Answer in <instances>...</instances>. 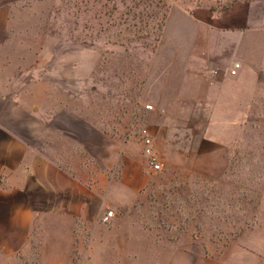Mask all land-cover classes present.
<instances>
[{
  "label": "crops",
  "instance_id": "obj_1",
  "mask_svg": "<svg viewBox=\"0 0 264 264\" xmlns=\"http://www.w3.org/2000/svg\"><path fill=\"white\" fill-rule=\"evenodd\" d=\"M258 9L264 16V0L236 3L216 27L232 32L239 29L232 25L236 20L247 27ZM26 12L21 0H0V264H12L21 255L39 256V264H264V169L257 204L246 206L239 185L235 190L242 193L240 198L206 200L205 208H233L242 214L253 210L230 220L222 237L205 225L200 229L197 216L183 221L187 226L180 229L150 226L139 213L149 196L143 155H95L88 148L86 155L85 144L95 136L87 142L79 139L69 130V119L93 134L102 129L84 108V78L76 74L70 90L68 73L34 71L39 54L35 25L21 21ZM247 76L255 82L247 73L198 77L206 82V96L220 85L241 112L230 132L220 131L222 121L216 120L194 143L193 155H172L178 174L208 182L206 193L217 184L227 186L230 151L238 147L237 127L244 119ZM191 79L196 87V76ZM115 167L121 169L119 179L110 178ZM108 210L113 216L104 222ZM204 219L208 226L214 221Z\"/></svg>",
  "mask_w": 264,
  "mask_h": 264
},
{
  "label": "rangeland",
  "instance_id": "obj_2",
  "mask_svg": "<svg viewBox=\"0 0 264 264\" xmlns=\"http://www.w3.org/2000/svg\"><path fill=\"white\" fill-rule=\"evenodd\" d=\"M241 1L254 0H21L22 8H29L21 21L35 25L39 62L32 65L34 71L68 73L70 90L76 74L84 78V108L102 129L93 134L69 119V130L79 139L95 136L85 144L86 155L87 148L95 155H143L138 129L146 125L154 132L163 169L149 172L143 155L149 196L139 212L154 228H184L183 221L197 216L200 229L205 225L222 237L230 220L253 210L205 208L206 200H235L242 194L235 187L244 185L245 198L257 204L264 169V16L258 9L247 27L234 21L239 29L232 32L216 27L222 14ZM62 56L67 61L61 63ZM236 61L242 62L239 76L247 73L256 80H245L244 119L237 127L238 147L230 151L227 186L217 184L206 193L208 182L178 174L172 155H193L194 143L213 122L222 121L220 131L228 133L232 120L240 118L220 85L206 96V82L198 80L223 77ZM254 83H260L256 90ZM255 91L261 95H252ZM119 167L110 178H121ZM204 215L214 217L209 226ZM12 264H39V256L21 255Z\"/></svg>",
  "mask_w": 264,
  "mask_h": 264
},
{
  "label": "built area",
  "instance_id": "obj_3",
  "mask_svg": "<svg viewBox=\"0 0 264 264\" xmlns=\"http://www.w3.org/2000/svg\"><path fill=\"white\" fill-rule=\"evenodd\" d=\"M242 68V63L236 61L229 67L227 73L230 76H237ZM215 72V71H214ZM146 108L153 109L152 104L145 105ZM139 141L142 145L143 155L146 157V165L149 172H159L163 169V163L156 149V137L149 126H142L138 129ZM113 216V210H108L102 217V221L109 222Z\"/></svg>",
  "mask_w": 264,
  "mask_h": 264
},
{
  "label": "trees",
  "instance_id": "obj_4",
  "mask_svg": "<svg viewBox=\"0 0 264 264\" xmlns=\"http://www.w3.org/2000/svg\"><path fill=\"white\" fill-rule=\"evenodd\" d=\"M226 185H227V183H226ZM239 188H240V189L243 188V189L245 190L244 185H239ZM252 190L254 191L253 188H252ZM243 194H244V195L246 194L245 191L243 192ZM247 202H248L249 204L251 203L250 200L246 199V206H247V204H248ZM251 204H252V203H251ZM253 207H255V205H254Z\"/></svg>",
  "mask_w": 264,
  "mask_h": 264
}]
</instances>
